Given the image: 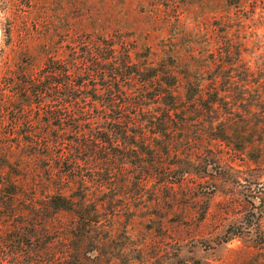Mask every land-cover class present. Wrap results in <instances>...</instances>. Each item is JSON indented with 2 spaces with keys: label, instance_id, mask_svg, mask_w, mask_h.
<instances>
[{
  "label": "rangeland",
  "instance_id": "1",
  "mask_svg": "<svg viewBox=\"0 0 264 264\" xmlns=\"http://www.w3.org/2000/svg\"><path fill=\"white\" fill-rule=\"evenodd\" d=\"M84 41L120 54L84 61ZM49 61L64 62L74 83L75 68L111 62L138 73L131 86L154 74L175 80L172 148L149 134L129 149L143 159L120 157L112 175L84 167L83 191L61 185L74 208L56 209L49 167L57 166L35 159L37 146L49 147V105L20 108L14 94L23 73L41 83ZM229 65L250 81L223 86ZM97 80L76 95L133 96L124 76L111 77L123 87L110 93ZM259 183L264 0H0V264H264Z\"/></svg>",
  "mask_w": 264,
  "mask_h": 264
},
{
  "label": "trees",
  "instance_id": "2",
  "mask_svg": "<svg viewBox=\"0 0 264 264\" xmlns=\"http://www.w3.org/2000/svg\"><path fill=\"white\" fill-rule=\"evenodd\" d=\"M100 42L101 45H93L89 41L81 43L84 61L90 56L101 58L103 61L117 59L116 55L120 54V51L112 50L111 48H115L104 43L105 41ZM104 53L106 58L101 57ZM68 69L64 62L49 61L42 73L41 83L37 81V85L32 87L34 80L23 73L22 78L17 81V89L14 90L15 96L21 101L20 108L31 107L33 104L38 108L49 105V111L46 112L49 116V147L37 146L35 159L46 158L57 166L49 167V182L55 184L54 188H56V197H50V200L55 201L53 204L59 210H71L73 207L64 196L66 189L61 188L64 182L67 189L80 191H83V185L88 183L82 175L84 167H87L91 174L100 170L106 175H112L110 169L113 170V161L120 157L143 159L146 154L142 151H133L136 155H130L129 149H137L138 143L141 146L146 145L149 134L153 139L165 136L166 145L172 148L174 140L170 134L173 130L168 127L174 124L172 117H176V113L179 112L176 96L171 91L177 85L175 80L164 83L157 79V74H154L151 81H143L131 86L128 78L137 77L138 73L129 71L123 62L117 64L111 62L102 67L95 65L85 69L75 68L74 73L79 76V81L74 83L67 78ZM224 72L222 74L225 75L226 81L221 83L223 86L225 84L229 86V81L233 77L239 80L242 77H249L242 66L229 65ZM89 76L96 79L98 77L97 83L100 84L103 92L108 93L123 87L122 83L113 82L111 77L124 76L128 80L124 86L128 91H133V96L115 97L111 93L101 96H77L78 90L86 88ZM248 81L250 79H242L241 83ZM186 86L194 85L189 82ZM91 88L96 87L93 85ZM225 89V87H222V91L213 89L211 95L223 92ZM221 99L216 95L212 102L217 103ZM67 133L74 136L72 140L66 139ZM119 149L122 151L118 152ZM13 151L12 147L5 149L7 158L14 154ZM29 156L33 157V154L30 153ZM104 166L107 168L103 169ZM255 190L264 196V184L255 185ZM256 199L259 207H263L264 197ZM80 202L84 204V198ZM252 225L247 223L245 229ZM230 240L232 239H228Z\"/></svg>",
  "mask_w": 264,
  "mask_h": 264
}]
</instances>
